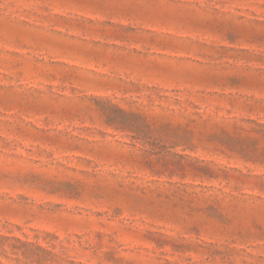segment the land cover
<instances>
[{
	"label": "rangeland",
	"instance_id": "374dc122",
	"mask_svg": "<svg viewBox=\"0 0 264 264\" xmlns=\"http://www.w3.org/2000/svg\"><path fill=\"white\" fill-rule=\"evenodd\" d=\"M0 264H264V0H0Z\"/></svg>",
	"mask_w": 264,
	"mask_h": 264
}]
</instances>
